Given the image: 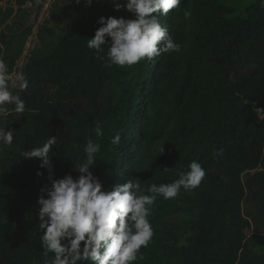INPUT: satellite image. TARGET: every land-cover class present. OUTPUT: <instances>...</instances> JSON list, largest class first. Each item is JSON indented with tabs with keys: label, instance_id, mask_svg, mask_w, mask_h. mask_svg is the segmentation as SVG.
Segmentation results:
<instances>
[{
	"label": "trees",
	"instance_id": "trees-1",
	"mask_svg": "<svg viewBox=\"0 0 264 264\" xmlns=\"http://www.w3.org/2000/svg\"><path fill=\"white\" fill-rule=\"evenodd\" d=\"M41 9L0 0V58L30 81L14 93L25 111L0 113L15 131L11 146L0 145V264H44L37 199L49 172L22 152L53 135L55 178L79 175L88 139L101 145L91 171L107 189L169 183L194 159L206 169L198 188L158 198L154 236L135 264H264L262 0H181L161 17L180 52L131 67L106 66L107 42L99 57L87 47L101 16L131 18L126 9L54 0L35 27Z\"/></svg>",
	"mask_w": 264,
	"mask_h": 264
},
{
	"label": "clouds",
	"instance_id": "clouds-1",
	"mask_svg": "<svg viewBox=\"0 0 264 264\" xmlns=\"http://www.w3.org/2000/svg\"><path fill=\"white\" fill-rule=\"evenodd\" d=\"M75 2L79 4L81 0ZM92 3L93 0H86L87 6ZM111 3L114 10L126 9L131 18L101 16L97 21L100 27L87 40V47L98 57L108 43L103 57L106 66L131 67L163 53L180 52L181 45L161 23V17L177 9L181 0H123V3L111 0ZM29 84L23 73H10L7 63L0 58V113H7L9 105L14 112L23 113L25 101L14 93L17 89L27 90ZM94 132L97 137L104 135L100 124H96ZM14 133L0 125V145L11 146ZM120 141L121 134L115 132L110 143L119 145ZM55 143L53 135L42 146L22 152L25 159L38 158L40 167L49 172L48 183L41 187L37 199L44 264H135L143 260L141 249L147 248L154 236L149 218L158 198L175 199L182 189L198 188L206 177V169L194 159L169 183H152L143 188L140 179H129L107 189L91 171L101 145L88 139L85 160L76 169L79 175L55 178L49 156ZM163 171H168V167Z\"/></svg>",
	"mask_w": 264,
	"mask_h": 264
},
{
	"label": "rangeland",
	"instance_id": "rangeland-1",
	"mask_svg": "<svg viewBox=\"0 0 264 264\" xmlns=\"http://www.w3.org/2000/svg\"><path fill=\"white\" fill-rule=\"evenodd\" d=\"M54 0H43L42 4L40 5V7L42 6V9H41V12H40V15H39V18L38 20L35 21L34 23V26L37 27L39 25L42 24L44 18L47 17V15H49V11H48V8L49 6L51 5V3L53 2ZM47 5V6H46ZM34 21V20H33ZM26 60L25 57L22 58V60L20 61V65L23 64V62ZM210 93H213L212 91H210Z\"/></svg>",
	"mask_w": 264,
	"mask_h": 264
},
{
	"label": "water",
	"instance_id": "water-1",
	"mask_svg": "<svg viewBox=\"0 0 264 264\" xmlns=\"http://www.w3.org/2000/svg\"><path fill=\"white\" fill-rule=\"evenodd\" d=\"M52 1V0H51ZM43 0H35V9H36V13L39 11V7L42 4ZM35 39L34 37L30 39L28 48L26 50V54L29 53V51L32 49L33 45H34Z\"/></svg>",
	"mask_w": 264,
	"mask_h": 264
}]
</instances>
